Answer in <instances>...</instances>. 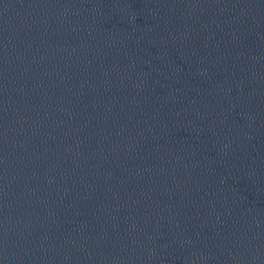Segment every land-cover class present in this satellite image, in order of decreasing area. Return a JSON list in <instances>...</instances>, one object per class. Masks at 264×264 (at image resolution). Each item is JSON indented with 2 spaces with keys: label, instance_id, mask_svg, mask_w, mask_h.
Listing matches in <instances>:
<instances>
[{
  "label": "water",
  "instance_id": "obj_1",
  "mask_svg": "<svg viewBox=\"0 0 264 264\" xmlns=\"http://www.w3.org/2000/svg\"><path fill=\"white\" fill-rule=\"evenodd\" d=\"M0 264H264V0H0Z\"/></svg>",
  "mask_w": 264,
  "mask_h": 264
}]
</instances>
